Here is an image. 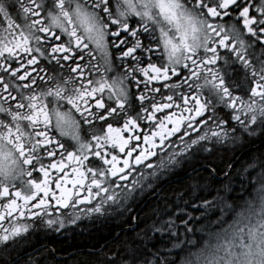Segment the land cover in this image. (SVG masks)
<instances>
[{
	"label": "flooded vegetation",
	"instance_id": "obj_1",
	"mask_svg": "<svg viewBox=\"0 0 264 264\" xmlns=\"http://www.w3.org/2000/svg\"><path fill=\"white\" fill-rule=\"evenodd\" d=\"M219 99L264 106V0H0V244L147 204Z\"/></svg>",
	"mask_w": 264,
	"mask_h": 264
},
{
	"label": "trees",
	"instance_id": "obj_2",
	"mask_svg": "<svg viewBox=\"0 0 264 264\" xmlns=\"http://www.w3.org/2000/svg\"><path fill=\"white\" fill-rule=\"evenodd\" d=\"M215 110L239 141L193 146L140 211L88 214L54 236L31 228L0 250V264H225L242 253L264 232V121L244 133L226 106Z\"/></svg>",
	"mask_w": 264,
	"mask_h": 264
},
{
	"label": "rangeland",
	"instance_id": "obj_3",
	"mask_svg": "<svg viewBox=\"0 0 264 264\" xmlns=\"http://www.w3.org/2000/svg\"><path fill=\"white\" fill-rule=\"evenodd\" d=\"M262 105H264V102L262 103ZM224 106H226V111L227 114L230 118V120L237 125H242L241 126V130L246 133V131L252 133L255 131L254 128H256V126H259L260 123L258 121H254L253 119H247L245 118V115H247L248 112H252L255 110H258L259 112L264 113V106L258 107V106H247V105H243L242 107H238V110L236 111L235 109H233L232 111L229 108V104H225ZM215 111V109H214ZM219 112H221V110H219ZM230 113V114H229ZM219 117H220V113H218ZM217 118V113H216V117ZM218 119V118H217ZM219 121L215 124H213V126H210V132L207 134V136H204L198 140H196V149H198L201 146H205L206 148H212L213 146L218 147L220 144L225 143H232V142H236L239 141V137L242 133H235L234 131H231L229 129V125L230 123L226 122V120L224 119V117H220V119H218ZM216 121V119L214 120V122ZM245 128V129H244ZM175 158V157H174ZM172 157L171 160L174 159ZM97 215H103V214H89V218L91 217H96ZM82 220V219H81ZM80 221V220H78ZM72 222V223H56L53 222L51 223L49 226L43 228L41 231H46V230H51L54 229L55 227L64 225L66 227V229L70 228L73 225H76L80 222ZM32 229H29L26 233H29V231H31ZM24 234H17V235H12L9 237V239L6 241V243L9 241L12 242L15 239L22 237ZM25 236V235H24ZM23 236V237H24ZM253 242L252 243H248V244H242V248L240 250H242V253H234L229 255L227 261L225 262V264H264V232L262 233V235L260 236H254L253 237ZM5 244L3 243L2 245L0 244V249H3L5 246ZM228 248V247H227ZM212 260L214 259V257H211Z\"/></svg>",
	"mask_w": 264,
	"mask_h": 264
},
{
	"label": "bare ground",
	"instance_id": "obj_4",
	"mask_svg": "<svg viewBox=\"0 0 264 264\" xmlns=\"http://www.w3.org/2000/svg\"><path fill=\"white\" fill-rule=\"evenodd\" d=\"M141 206H144V204H140L139 206H137L136 209L137 210L139 209V211H140ZM139 211H137V214ZM43 228H45V227H43ZM43 228H39V231H41ZM66 231H67L66 227L64 225H61V226L55 227L54 229L44 231L42 235H50V236L53 235L54 236V235L64 234ZM8 245H9V241L7 242L5 247H7ZM3 249H0V250H3ZM17 263H18V261L16 263L13 262V264H17Z\"/></svg>",
	"mask_w": 264,
	"mask_h": 264
}]
</instances>
